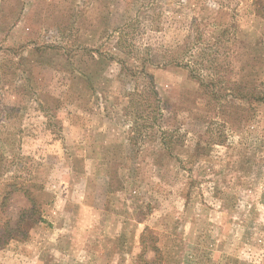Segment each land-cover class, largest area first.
Returning a JSON list of instances; mask_svg holds the SVG:
<instances>
[{
  "label": "rangeland",
  "instance_id": "obj_1",
  "mask_svg": "<svg viewBox=\"0 0 264 264\" xmlns=\"http://www.w3.org/2000/svg\"><path fill=\"white\" fill-rule=\"evenodd\" d=\"M260 3L0 0V236L13 235L0 264H136L144 232L160 264H264V101L205 107L186 68H143L115 44L116 28L138 18L126 30L134 45L180 58L188 42L189 63L199 49L227 51L231 79L261 82ZM123 65L151 74L179 108L189 133L174 154L132 141ZM30 198L41 221L23 213Z\"/></svg>",
  "mask_w": 264,
  "mask_h": 264
},
{
  "label": "trees",
  "instance_id": "obj_2",
  "mask_svg": "<svg viewBox=\"0 0 264 264\" xmlns=\"http://www.w3.org/2000/svg\"><path fill=\"white\" fill-rule=\"evenodd\" d=\"M258 6V11L264 17V4L261 5L260 3ZM134 23H140L138 18L132 19L121 27L116 28L118 32L115 41L116 48L127 56H133L132 59H138L141 62L139 64L143 68L147 63L156 64L157 66L170 65L186 68L188 76L198 84L199 91L196 94L197 97L202 98V105L205 107H211L223 113L226 112L230 99L244 98L255 102L264 101V90L262 89L264 80L259 82L231 79L232 66L229 61V52L224 51L220 55L218 51L213 52L210 48L209 50L199 49L190 56L192 57L196 54L194 63L184 62L192 52V44L185 42L181 46L180 58L172 54V47H167L163 44H159L156 47L148 43L136 46L134 45V36L126 33L127 29H131L135 25ZM229 27L226 26L219 30L221 32L220 34L218 33L217 37H212L215 41V43L213 42L214 45L220 44L224 37L229 38ZM199 37L200 35H197L196 39H199ZM189 39H191V36H189ZM143 68L140 71H136L127 66L124 67V65L122 67L133 80L132 87L126 90L127 101L124 106V115L131 119L129 126L131 139L134 142L138 138L141 141L159 143L162 147L161 149L167 151L170 155L174 154L175 146L186 142L189 131L186 128L181 131V126L184 127V125L178 119L179 108L175 107L173 103L160 98L152 75ZM222 75H225V78ZM194 104L196 105V100ZM189 113L191 112L189 111ZM195 142L198 147L196 140ZM7 185L10 187L15 186L12 183ZM19 189L27 197H32L28 189H23V187ZM12 192L9 189L5 193L3 200L7 199ZM30 200L31 207L24 209L23 213H27L33 222L41 221L39 213H36V202L32 198ZM12 236L10 233L1 235L0 244H6ZM156 241L157 238L152 233L144 232L140 235L141 251L136 258V264H160L161 249L157 246ZM148 252L152 253V258L150 259L146 256Z\"/></svg>",
  "mask_w": 264,
  "mask_h": 264
}]
</instances>
